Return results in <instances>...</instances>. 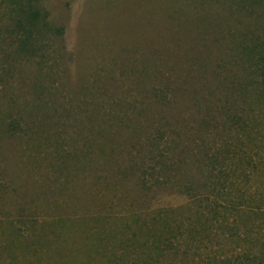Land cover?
I'll return each mask as SVG.
<instances>
[{
  "label": "rangeland",
  "instance_id": "obj_1",
  "mask_svg": "<svg viewBox=\"0 0 264 264\" xmlns=\"http://www.w3.org/2000/svg\"><path fill=\"white\" fill-rule=\"evenodd\" d=\"M260 67L264 0H0V264L264 263Z\"/></svg>",
  "mask_w": 264,
  "mask_h": 264
},
{
  "label": "trees",
  "instance_id": "obj_2",
  "mask_svg": "<svg viewBox=\"0 0 264 264\" xmlns=\"http://www.w3.org/2000/svg\"><path fill=\"white\" fill-rule=\"evenodd\" d=\"M250 73H251L250 75H253V78H252L253 80L249 82L248 86H250L251 88L255 90L258 89L257 92L260 93V95L264 96V67L255 69ZM195 201H197V205H201L200 204L201 202H205L204 199L197 198L196 196H195ZM256 259L257 257L253 256V259H250L248 263H243L239 261L236 262L235 260H232V261H229L228 264H264V263L257 261Z\"/></svg>",
  "mask_w": 264,
  "mask_h": 264
}]
</instances>
